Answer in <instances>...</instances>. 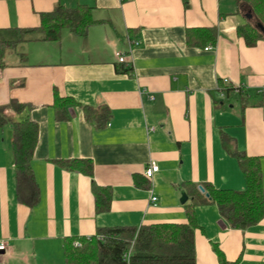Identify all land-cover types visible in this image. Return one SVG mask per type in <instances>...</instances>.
I'll return each mask as SVG.
<instances>
[{"label": "crops", "instance_id": "crops-1", "mask_svg": "<svg viewBox=\"0 0 264 264\" xmlns=\"http://www.w3.org/2000/svg\"><path fill=\"white\" fill-rule=\"evenodd\" d=\"M59 6L91 10L86 35L64 28L56 41L22 43L20 59L0 69V112L15 119L6 108L12 101L32 107L40 192L35 207L20 201L12 126L0 125V240L8 243L0 264H66L72 239L107 227L184 224L193 205L195 264H220L217 251L231 263L264 264V217L232 229L216 204L197 203L207 198L200 186L246 188L224 138L260 161L264 185V40L249 47L238 34L252 20L248 2L0 0V29L39 27ZM200 28H214L216 40L190 44ZM57 98L76 103L65 121L56 120ZM104 106L111 113L104 127L86 120L83 107ZM62 160H86L93 173ZM152 161L159 171L148 179ZM94 184L106 189V212L96 211Z\"/></svg>", "mask_w": 264, "mask_h": 264}, {"label": "trees", "instance_id": "trees-1", "mask_svg": "<svg viewBox=\"0 0 264 264\" xmlns=\"http://www.w3.org/2000/svg\"><path fill=\"white\" fill-rule=\"evenodd\" d=\"M187 5L188 0H183ZM250 5L252 20L238 27V34L247 46L253 47L264 34L259 25L264 27V0H243ZM91 10L86 7L74 9L59 6L50 13L41 15V25L36 28L0 29V69L7 66L5 52L28 42L56 41L62 29L68 28L75 35H86L93 24ZM216 40L214 28H200L190 31L188 42L199 44ZM122 73L131 72L123 67ZM121 71H119L121 73ZM76 103L71 98H57L53 109L57 121L70 118L68 109ZM263 106V105H262ZM6 108L17 117L7 119L0 112V125L10 123L12 126V147L15 156V169L18 183V195L22 203L35 207L40 201L39 186L32 169L34 151L38 143V126L31 119L32 107L26 103L12 101ZM88 122L104 127L111 118L107 106L100 109L83 107ZM224 147L234 154L246 177V188L242 191L218 190L205 186L210 198H201L197 203L212 202L217 205L220 214L232 229H248L264 217V185L260 161L246 154L233 151L229 138H224ZM67 169H79L92 175V165L86 160L58 161ZM96 211L109 210V196L106 189L94 184ZM198 200V199H197ZM196 205V204H195ZM187 223H164L144 225L140 229L131 227L100 228L90 238L80 237L69 241L65 249L66 264H195L194 246L195 228L197 226L195 206L187 211ZM102 238V240H100ZM80 242L81 247H75ZM217 251V249H216ZM130 253V258L125 255ZM220 264H236L227 261L217 251Z\"/></svg>", "mask_w": 264, "mask_h": 264}, {"label": "built area", "instance_id": "built-area-1", "mask_svg": "<svg viewBox=\"0 0 264 264\" xmlns=\"http://www.w3.org/2000/svg\"><path fill=\"white\" fill-rule=\"evenodd\" d=\"M130 49H131V46L133 45V43L130 41ZM206 50H213V47L210 46L208 47ZM118 56V61L120 64H123V65H129L131 66L127 60H126V55L124 53H118L117 54ZM154 131V130H153ZM159 171V166L156 162L152 161L149 165V167L146 169L145 171V176L148 178V179H153L154 175ZM158 200L157 197H152L151 198V201L152 203H156V201ZM100 240H102V238H100ZM81 243L80 242H76L75 243V247L79 248L81 247ZM8 249V243L7 241L5 240H0V260L2 259V256L3 254L7 251ZM125 257L127 259L130 258V253H128L127 255H125Z\"/></svg>", "mask_w": 264, "mask_h": 264}, {"label": "rangeland", "instance_id": "rangeland-1", "mask_svg": "<svg viewBox=\"0 0 264 264\" xmlns=\"http://www.w3.org/2000/svg\"><path fill=\"white\" fill-rule=\"evenodd\" d=\"M25 53V45L23 44H19L18 46H16L15 49L12 50H7L5 52V56H4V61L9 63V62H13L14 60H16L18 58V60L20 59V54H24Z\"/></svg>", "mask_w": 264, "mask_h": 264}, {"label": "water", "instance_id": "water-1", "mask_svg": "<svg viewBox=\"0 0 264 264\" xmlns=\"http://www.w3.org/2000/svg\"><path fill=\"white\" fill-rule=\"evenodd\" d=\"M249 19H252L253 16L250 14L248 15ZM259 29L261 30V32L264 34V27L259 25ZM200 191L206 195L207 198H210V195L206 192L205 188L203 186L199 187ZM188 201V195L185 192H182V198H181V203L185 204Z\"/></svg>", "mask_w": 264, "mask_h": 264}]
</instances>
